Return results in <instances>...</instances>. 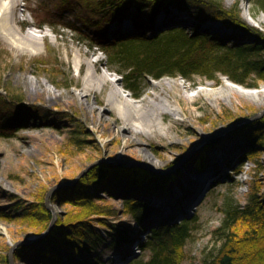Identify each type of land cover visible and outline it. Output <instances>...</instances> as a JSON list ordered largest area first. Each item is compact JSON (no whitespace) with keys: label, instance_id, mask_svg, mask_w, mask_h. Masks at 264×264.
<instances>
[{"label":"rangeland","instance_id":"1","mask_svg":"<svg viewBox=\"0 0 264 264\" xmlns=\"http://www.w3.org/2000/svg\"><path fill=\"white\" fill-rule=\"evenodd\" d=\"M80 1H17L15 18L11 20L19 33L26 34L32 30L37 34L38 48L33 52L13 46L0 36V95L8 99V95L14 92L24 98L20 109L14 107L18 119L9 131L12 135L0 137V208L12 214L15 211L13 206L17 203L28 207L45 194L53 215L55 212L56 218L58 214L61 218H68L75 215L78 209L60 201L59 187L79 181L91 170L84 173L94 162L111 163L121 171L137 173L133 167L145 168L132 164V160L163 169H171L181 161L164 175L170 178V195L162 193L164 196L156 194L151 198L143 195L142 198L147 200L151 208L149 219L153 221L175 214L176 210L171 205L180 204L182 198H185L186 213L175 214L177 219L195 213L200 220L193 238L186 244L184 264H202L203 259L221 244L216 229L223 217V203L229 199L243 204L252 182L259 178L264 184V151L249 158L244 153L247 148L244 134L234 133L220 140L217 138L227 132L215 135L233 120H240L234 128L237 130L264 115V82H259L257 88L241 85L244 91H240L228 87L224 76L218 81L204 76H196L192 80L180 76H164L160 78L164 79L162 85L153 83L160 79L148 76L140 96L136 98L130 90L124 88L118 67L109 64L105 53L99 48H91L87 43L90 35L88 31L95 29L83 27L77 19L86 18L85 12L80 9ZM221 1L226 7L238 4L242 17L249 24L264 30V12H253L252 2ZM170 8V11L163 9L154 21L146 20L145 28L149 33L164 29L172 23L185 26L189 31L196 27L199 21L194 15L179 11L175 6ZM132 10L129 15L118 17L124 20L117 19L108 25L109 37L117 31H136V7ZM179 13L188 14L189 21L180 20L182 18L177 17ZM172 17L173 21L170 20ZM69 21V25H63ZM205 24L206 29L220 36L238 32L239 37L242 34L228 28L221 21L209 20ZM76 57L80 59L78 67ZM88 71H93L95 77L91 87L85 84ZM179 79L184 80L185 84ZM115 88L129 93V97L120 95V99L134 100L146 96L157 101L167 97L170 107L175 108L177 113H164L160 116L164 131L145 132L135 129L128 123L127 113L131 110L121 116L110 102ZM253 89L261 91L252 93ZM129 102L138 106L133 101ZM2 111L8 112L7 109ZM135 113L141 116L140 111L135 110ZM227 114L233 120L227 122ZM143 119L150 125V116L144 115ZM80 128L82 131L75 132ZM77 134L87 141L77 143ZM213 141L217 143L209 148ZM205 153L209 166L201 170L196 165ZM211 164L217 165L215 174L209 177L207 185L201 190L199 188L202 186L192 181V178L205 173L209 176ZM193 172L198 174L192 176ZM121 175L122 181L113 185L115 196L98 193L101 195L98 200L101 204L121 208L124 195H131L129 190L137 187L130 181V174ZM20 218L0 219V264H3L4 255L10 260L6 264H33L31 259L37 253L35 249L32 251V244L46 236L45 232L41 235L40 226ZM95 218L92 216L88 219ZM110 219L122 227L130 225L137 229L130 215L118 214ZM92 224L107 234V228L96 221ZM136 233L139 239H144L145 231L137 230ZM138 242L134 239L114 251L101 246L96 257L91 254L84 257L74 254L71 260L77 264L83 258V264H130L136 258L147 259L148 252L141 250ZM38 248L48 251L42 244ZM64 259L70 261L67 255Z\"/></svg>","mask_w":264,"mask_h":264},{"label":"trees","instance_id":"2","mask_svg":"<svg viewBox=\"0 0 264 264\" xmlns=\"http://www.w3.org/2000/svg\"><path fill=\"white\" fill-rule=\"evenodd\" d=\"M249 1L253 3V12H264V0ZM80 5L86 18L77 19L83 27L95 29L88 31L90 35L87 43L91 48H99L105 53L108 63L118 67L124 88L130 90L136 98L140 96L148 76L154 79L180 76L190 80L196 76H204L216 81L221 76H226L249 88H257L259 82H264V30L249 24L242 17L238 4L226 7L221 0H82ZM170 6H175L179 11L189 10L199 21L195 24L196 27L189 31L185 26L172 23L164 29L149 33L145 28L146 20L154 21L163 9L170 11ZM134 7L137 11L134 19L136 31L117 32L110 38L108 25L122 19L118 17L129 15ZM173 18L170 20L173 21ZM209 20L221 21L228 28L242 34L239 37L238 32L220 36L202 27ZM66 23L63 25H69L70 21ZM23 100L21 94L14 92L8 95V99L0 95V137L12 135L9 131L18 119L14 114V107L20 109ZM3 109L8 112L1 113ZM226 117L227 122L233 120L229 114ZM234 122L235 120L229 124ZM234 128L217 140L241 133L247 140L244 153L249 158L264 151V115L253 122H247L237 130ZM76 131L82 130L80 128ZM75 140L77 143L87 141L79 134ZM216 143H210L209 148ZM208 166L205 153L196 167L204 170ZM133 168L137 173L121 171L111 163L102 162L79 181L61 185L60 201L74 206L78 212L68 218H61L58 214L52 226L54 215L48 207L45 194L28 207L17 203L13 206L15 211L12 214L0 208V219L13 220L21 217L20 219L32 225L40 226L41 235L46 232L44 238L32 244V251L35 249L37 253L31 259L33 264H77L71 260L74 254L81 257L91 254L96 257L101 246L114 251L130 244L134 239L139 240L138 246L148 252L149 256L147 259L136 258L130 264H184L186 244L193 238L199 226L198 214L183 215L177 219L175 214L186 213L185 198H182L180 204L171 205L176 210L175 214L159 221L150 220L151 208L142 196L148 195L151 198L156 194L170 195V178L164 176L168 173L155 174L139 167ZM121 174H130V181L137 187L129 190L131 195H124L121 208L101 204L98 201L101 195L98 193L115 196L113 185L122 181ZM222 213L223 217L216 229L221 244L216 251L203 259L202 264H264L263 181L258 178L252 182L245 203L229 199L224 202ZM118 214L130 215L137 229L130 225L122 227L112 223L110 217ZM92 216L96 218L88 219ZM94 221L107 228V234L93 226ZM137 230L145 231L144 239H139ZM39 244L45 245L48 251H41ZM40 252L41 255H38ZM66 255L69 262L64 259ZM2 262L9 263L8 256L4 255ZM78 263L83 264L84 258Z\"/></svg>","mask_w":264,"mask_h":264},{"label":"bare ground","instance_id":"3","mask_svg":"<svg viewBox=\"0 0 264 264\" xmlns=\"http://www.w3.org/2000/svg\"><path fill=\"white\" fill-rule=\"evenodd\" d=\"M18 0H0V36L5 39L8 43H10L13 46H17L18 48L22 50H31L32 52L35 51L37 47V37L34 34L35 32L32 30H28L27 33L21 34L18 32L17 27L13 24L12 18H15L14 16V8L16 6ZM184 12L190 13L189 10L183 9ZM186 13H179L178 18H182L180 20L189 21L188 19V14ZM14 20V19H13ZM32 28V27H31ZM76 62V67L79 66L80 64V59L76 57L75 59ZM102 77V76H101ZM94 74L93 71H88V74L86 76V86L91 87L94 83ZM104 78V76L102 77ZM224 82L225 84L232 88V89H237L240 91H244V88L240 84H237L233 81H231L228 77L224 76ZM164 79L157 80L153 83L156 85H160L161 83H164ZM182 84H185L184 80L179 79ZM168 82V81H166ZM162 85V84H161ZM260 89H253L251 92L252 93H258L260 92ZM122 92L123 94H121ZM112 95H113V100L110 101L113 106H115L118 110V113L121 116H125L126 112L128 110H131L129 113H127V118H128V123L129 126L134 127L135 129H139L145 132L151 131H164L161 127V120H159L160 116L163 115L164 113H170V114H175L177 113L175 108L170 107L169 101L166 97V99H159V100H154L151 98H147L146 96H143L139 99H134V100H129L128 98L126 99H120V95H124L126 97H129V93L123 92V89L118 88V89H113L112 90ZM122 97V96H121ZM156 99V98H155ZM167 102H166V101ZM129 101H133L134 103H137L138 106H134L131 104ZM132 105L134 108H132ZM132 109L134 111H132ZM136 111H140V115H136ZM150 116V125L147 124L146 120L143 119V116ZM150 126V128H149ZM210 167H212V170L210 171L209 176L207 173L204 175H198L197 177L195 175L198 174V172H193L192 176H195L192 178V181L198 182L202 188H199L203 190V187H205L208 183L209 177H213L215 174V170L217 165L211 164ZM195 178V179H194Z\"/></svg>","mask_w":264,"mask_h":264},{"label":"water","instance_id":"4","mask_svg":"<svg viewBox=\"0 0 264 264\" xmlns=\"http://www.w3.org/2000/svg\"><path fill=\"white\" fill-rule=\"evenodd\" d=\"M242 121V120H241ZM240 123V121H237V122H234V123H232V124H229L228 126H225L224 128H222V129H220L215 135H220V134H223V133H226V132H228V131H230L231 129H233L234 127H236V126H238L237 124H239ZM132 162V164H134V165H139V166H142L143 168H145V169H148V170H150V171H153V172H159V173H165V172H167L168 170H172L173 168H175V167H177V165H179V163L181 162H179V163H177V164H175L171 169H163V168H157V167H155L154 165H152V164H149V163H146V162H142V161H131ZM99 163V161L98 162H94L93 164H91L86 170H85V172L84 173H86V172H88L90 169H92L96 164H98ZM76 181V180H75ZM56 213L54 212V219H53V221H52V224H51V226L53 225V223L55 222V219H56ZM51 226H50V228H51ZM49 228V229H50ZM45 234H46V232H45Z\"/></svg>","mask_w":264,"mask_h":264}]
</instances>
